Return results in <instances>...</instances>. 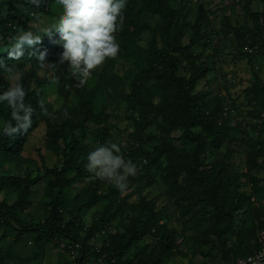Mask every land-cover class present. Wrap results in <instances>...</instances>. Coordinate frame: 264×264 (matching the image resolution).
Returning <instances> with one entry per match:
<instances>
[{
    "label": "trees",
    "instance_id": "16d2710c",
    "mask_svg": "<svg viewBox=\"0 0 264 264\" xmlns=\"http://www.w3.org/2000/svg\"><path fill=\"white\" fill-rule=\"evenodd\" d=\"M30 8L39 12L41 8L31 5L27 0L0 1V61L15 68L8 58V37L15 33L17 26L27 27L21 19L23 10ZM190 7L181 0H128L124 10L123 25L118 31V39L123 51L130 60L131 69L121 78L109 62L100 71L98 81L91 86L86 83L77 86L74 80L62 77L63 65L55 59L58 77V92L68 97L66 85L74 90L73 107H62L55 112V119L45 122L46 149L61 157L60 166L36 168L24 175L12 174L8 170L0 176V192L7 191L0 198V225L15 229L16 238L26 234L33 235L35 243L42 245L67 240L76 248V259L82 264L90 255L101 257L102 264H165L174 251L181 250L177 243L178 231L165 223H160L159 211L141 202L135 206L118 199L120 191L115 187L105 195H99L98 180L90 181L87 191L79 193L72 207L64 214L60 206L65 190L76 180L89 175L85 168L89 147L83 144L88 136L87 123L104 120L98 110V97L106 94L116 98L130 108L133 143L127 149V157L137 164V174L129 181L140 179L138 161L145 158L148 166L160 169L163 185L174 202L190 211V218L199 227L197 240L202 245L218 248L230 264L238 257H245L260 248L257 234L264 229V221L250 206L251 196L239 191L244 185L241 177L256 194L261 182L260 170L264 157V80L255 75V82L247 88L248 102L252 109L250 116L257 120L252 132L258 138L248 137L243 171L233 167L232 151L221 152V148L233 139L236 127L229 124V110L217 95H211L199 82L211 71L209 61L193 54L183 43L190 31L192 42L204 37L201 28L208 29L209 23L197 11L195 21L189 19ZM149 15L154 21L145 20ZM252 26H232L224 21V32L232 33L243 47V55L248 63L264 59V9L251 12ZM142 34H148L145 47L138 44ZM41 50L48 52L59 46V37L52 39L42 36ZM31 49L25 50L22 58L29 60L31 68L22 74L21 83L27 90L26 102L36 110L29 133L15 141L0 134V164L10 163L20 168L26 160L21 153L28 136L40 122L39 102L42 99L41 87L50 84V78L38 77L35 67L39 62L29 57ZM21 58V59H22ZM20 59V60H21ZM6 72L0 69V73ZM31 81L35 87L30 88ZM10 83L0 79V91L7 90ZM67 110L68 116L63 115ZM10 119L7 105H0V124ZM149 127L159 130L164 138L179 132L178 143L164 139L159 144L148 145L152 136L145 131ZM108 127L99 128L98 136L106 139ZM241 138V137H240ZM242 139V138H241ZM151 183L150 177L145 182ZM239 191V192H238ZM15 193V198L11 194ZM108 199L103 211L89 225L81 219L80 212ZM41 203L48 209L47 217L39 223H25L20 211L33 203ZM114 204V205H113ZM126 212L131 215L125 217ZM240 212L245 215L237 217ZM122 220V229L104 237L98 252L90 245L94 236L103 231L113 221ZM127 220L126 223H123ZM15 224V226H12ZM153 237L154 243L147 249L133 251L145 238ZM233 238V240H231ZM8 253L0 255V264H5ZM18 264H32L29 259H21ZM68 264H72L69 261Z\"/></svg>",
    "mask_w": 264,
    "mask_h": 264
},
{
    "label": "rangeland",
    "instance_id": "374dc122",
    "mask_svg": "<svg viewBox=\"0 0 264 264\" xmlns=\"http://www.w3.org/2000/svg\"><path fill=\"white\" fill-rule=\"evenodd\" d=\"M181 1L190 7L191 15L189 19L191 24L194 23V18L198 10L202 11V14L209 23L208 29L205 30L201 28L200 30L204 37L192 42L190 31H188L183 38V43L189 46L193 54L200 55L202 60L209 61L211 71L207 77L199 82V84L203 86L204 89H208L211 95H217L225 102L230 112L229 124L232 127H236V129L232 133L233 139H230L226 145L221 148V152H225L226 150L232 151L233 156L231 162L233 163V167L237 166L243 171L248 137L252 139L258 138L257 134L252 132V128L256 125L257 120L249 114L252 105L248 102V93L246 90L255 82V75H258L260 79L264 80V59L257 58L252 64L248 63L247 58L243 55L244 49L241 47L239 41L232 33L226 34L223 26L224 21L228 19L232 26L247 24L251 27L252 22L250 20V13L262 11L264 9V0ZM40 8L41 10L39 12H34L30 10V8H25L23 10L21 19L26 21V18L28 16L30 17V20H27L28 28L35 29L36 27L42 26V24L37 22V18H39L40 21H52L62 14V10L55 5V0H47L46 5ZM155 19V17L149 15L145 17V20L154 21ZM116 37L120 45V51L115 58L107 59L103 65L92 70V76L86 82L88 86L98 81L100 71L109 62L113 64L114 70L121 78L132 68L130 60L123 51V45L118 39V32L116 33ZM263 39L264 36L262 41ZM148 40L149 35L142 34L138 40V44L145 47ZM61 51L62 49L60 46L53 48L51 52L52 58L47 59L46 63L48 65H55V59L59 60ZM62 65V77L66 80H74L70 74H68L67 63L65 62ZM30 68L31 65L29 60L22 58L15 63L14 69L18 73L24 74ZM35 70L40 78H50L53 75L50 68L40 63L35 67ZM0 79L10 84L13 83V81L9 79V74L7 72L0 73ZM34 87L35 84L31 81L30 88L33 89ZM41 89V101L45 103L48 112L53 116L55 112L62 107L68 109L73 107L75 96L71 85H66L64 88L68 91V97H64L58 92L57 83L46 84L42 86ZM98 110L102 113L104 120L98 123H87L88 136L86 140L83 141V144L87 145L90 150H93L99 144L116 142L122 146V154L124 158H126L127 149L129 145L134 142L131 135L133 127L132 121L129 119L130 108L116 98H111L103 94L98 97ZM48 119L52 118L40 113L38 127L28 136L27 142L21 153L26 163H22L20 168H15L10 163L0 164V176L2 173H5L6 170L16 175H24L29 171L35 174L36 168L42 169V162H44L47 167L60 166L61 157L56 155L53 151L46 149L45 146V122ZM102 127H108L110 129L106 139H101L97 135L99 128ZM145 132L152 136V140L148 145L159 144L164 141V139L170 140L173 143H178L177 138L179 137V132H173L169 138H164L159 130L154 127H149ZM262 165L263 169L259 172L261 182L259 183L257 193L255 194L254 190L247 185V179L245 177H241V182H243L244 185L239 191L250 194V206L254 207L259 219L264 221V157ZM138 167L141 169L140 179L129 181L126 190L120 191L118 199H125L130 206H135L142 201L145 202L147 205L154 207L155 211H159L160 223H165L169 227L177 229L179 233L177 243L181 247V250L176 249L165 264H230L229 260L223 257L218 248H212L209 244L202 245L199 243L197 240L199 227L196 226L194 220L190 218L191 212L186 209V206L181 207L177 205L174 200L169 197L168 190L161 180L160 169L155 165L148 166L145 158L138 161ZM147 176L150 177L151 183L145 182ZM95 180L99 182L97 188V193L99 195H105L114 187L109 182L100 180L91 173L83 179L76 180L65 190L60 203L64 214H67L68 210L72 207L75 197L79 193L87 191L88 188H90V181ZM7 194L6 190L1 191L0 198H4ZM11 195L13 198L16 196L15 193ZM107 203H110V201L104 199L89 208L83 209L80 212L83 222L89 225L90 222L103 211V207ZM20 215L25 223H39L47 217L48 209L39 202L33 203L28 208L21 210ZM124 215L128 217L131 215V212H126ZM244 215L243 212L238 214L237 223H239V218ZM121 222L122 220L113 221L106 226L104 229L105 232L101 231L96 234L90 242L93 250L101 245L106 235L121 230ZM126 222L127 220L123 221V223ZM12 226H15V224H12ZM231 240H233V238ZM66 243L69 242L66 241ZM153 243V237H147L141 243L137 244L133 251H137L139 248L142 249L143 247H147V249L149 247L151 248ZM5 253H8V259L5 264H18L21 259H29L32 264H68L70 261L66 252L60 250L55 242L39 245L35 243L33 235L31 234L16 238L14 228H6L0 225V255ZM87 260L92 264H99L96 262V258L93 255H90Z\"/></svg>",
    "mask_w": 264,
    "mask_h": 264
},
{
    "label": "clouds",
    "instance_id": "9594fccd",
    "mask_svg": "<svg viewBox=\"0 0 264 264\" xmlns=\"http://www.w3.org/2000/svg\"><path fill=\"white\" fill-rule=\"evenodd\" d=\"M37 8L46 5L47 0H27ZM128 0H55V5L62 14L52 21L37 22L42 26L24 28L17 26L15 33L8 37V58L17 61L25 55L26 49H31L29 57L52 70L50 83H57L56 65L46 63L48 52L41 50L42 36L50 40L53 34L59 37V63H67L68 74L77 81V86H83L92 76V70L103 65L107 59L115 58L120 51L116 33L124 21V10ZM0 69L9 74L13 81L7 90L0 91V105L6 104L10 110V119L0 124V134L15 141L29 133L32 128L33 116L36 110L26 102L27 90L20 82L22 74L11 66L0 61ZM42 115L55 119L43 101L38 104ZM65 117L68 112L63 111ZM85 168L96 178L109 182L118 191L128 187V178L137 174V164L131 159H125L122 146L116 142L97 145L86 156Z\"/></svg>",
    "mask_w": 264,
    "mask_h": 264
},
{
    "label": "built area",
    "instance_id": "2783aa9c",
    "mask_svg": "<svg viewBox=\"0 0 264 264\" xmlns=\"http://www.w3.org/2000/svg\"><path fill=\"white\" fill-rule=\"evenodd\" d=\"M264 115V114H263ZM102 232H105L104 230ZM67 240L55 239V243L60 250L66 252L72 264H78L74 260L76 259L75 247L71 243H66ZM257 241L260 244V248L245 257H238L235 259L234 264H264V229L260 230L257 234ZM98 246L95 251L98 252ZM96 262L102 264L101 257H95ZM82 264H92L86 259Z\"/></svg>",
    "mask_w": 264,
    "mask_h": 264
}]
</instances>
